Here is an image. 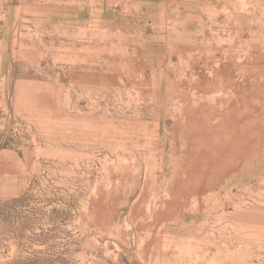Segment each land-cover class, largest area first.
I'll use <instances>...</instances> for the list:
<instances>
[{
    "label": "rangeland",
    "instance_id": "374dc122",
    "mask_svg": "<svg viewBox=\"0 0 264 264\" xmlns=\"http://www.w3.org/2000/svg\"><path fill=\"white\" fill-rule=\"evenodd\" d=\"M0 264H264V0H0Z\"/></svg>",
    "mask_w": 264,
    "mask_h": 264
},
{
    "label": "bare ground",
    "instance_id": "6f19581e",
    "mask_svg": "<svg viewBox=\"0 0 264 264\" xmlns=\"http://www.w3.org/2000/svg\"><path fill=\"white\" fill-rule=\"evenodd\" d=\"M246 83V82H245ZM247 84V83H246ZM243 86H245V84L243 85ZM247 86V85H246ZM236 88V87H235ZM234 91H238L239 92V90H234ZM188 106H191L192 108H190V111H192L193 110V104H189ZM241 110V109H240ZM224 114L228 117L227 118V122L229 121V122H231V121H236V120H238V119H242V115H240L241 113L239 112V111H237V109L236 108H234V106H233V108L232 107H228V108H226L225 110H224ZM233 119V120H232ZM236 124H225V125H222V127H223V130L221 131V132H218V128L217 127H214V128H207L206 130L207 131H210V132H213V139L212 138H210V139H212V141H211V145L212 144H217V143H219V144H222V146L223 147H226L227 146V143H228V141L231 139V142L233 141L234 142V137L236 136V134H238V133H242L243 131H244V129H246V127L245 126H250L249 124L247 125V124H245V126L243 125L240 129H239V131H237L236 130ZM205 130V129H204ZM248 130H250V129H248ZM245 133V132H244ZM239 135V134H238ZM247 135V134H246ZM244 137V136H243ZM239 138V137H238ZM242 140V139H241ZM238 141V140H237ZM236 142V141H235ZM235 142H234V144H235ZM209 145V144H208ZM209 147V146H208ZM210 147H212V146H210ZM218 148V147H217ZM220 148V147H219ZM212 149H213V147H212ZM215 149V148H214ZM220 150H222V149H220ZM240 150V149H239ZM211 151V150H210ZM224 151V150H223ZM221 152V151H220ZM225 152L227 153V151L225 150ZM232 152V151H231ZM230 153V152H229ZM218 154V153H217Z\"/></svg>",
    "mask_w": 264,
    "mask_h": 264
}]
</instances>
